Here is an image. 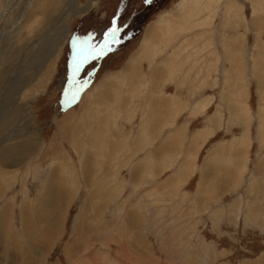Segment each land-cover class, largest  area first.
Wrapping results in <instances>:
<instances>
[{
  "label": "rangeland",
  "instance_id": "rangeland-1",
  "mask_svg": "<svg viewBox=\"0 0 264 264\" xmlns=\"http://www.w3.org/2000/svg\"><path fill=\"white\" fill-rule=\"evenodd\" d=\"M69 1L0 0V264H264V0Z\"/></svg>",
  "mask_w": 264,
  "mask_h": 264
},
{
  "label": "bare ground",
  "instance_id": "bare-ground-1",
  "mask_svg": "<svg viewBox=\"0 0 264 264\" xmlns=\"http://www.w3.org/2000/svg\"><path fill=\"white\" fill-rule=\"evenodd\" d=\"M97 0H90V3H89V5H88V7L87 8H80L78 5L76 6V7H74L73 5H72V2L71 1H69L68 3L69 4H71V7H70V9L72 10V12H71V14L74 16V15H76V16H78V15H80V14H83V13H86V12H88L92 7H93V5H94V3L96 2ZM59 3V2H58ZM57 3V4H58ZM156 28V27H155ZM154 29V28H153ZM68 31V27H66L65 28V32H67ZM148 33V32H147ZM146 41V40H145ZM166 64V63H165ZM80 71V70H79ZM72 82V81H71ZM74 82H75V80H74ZM69 83H70V81H69ZM68 83V84H69ZM69 85H71V84H69ZM77 85H71V86H69V88H72V87H76ZM16 149V147L13 149V151H14V153L16 152V151H21V152H23L22 150H21V148H19V149H17V150H15ZM9 150H10V148H9ZM4 153V152H3ZM13 153V152H12ZM14 153H13V156H14ZM5 155H7L6 153H4ZM21 154H24V153H21ZM19 154H16L15 153V156H18ZM12 156V155H11ZM12 157H10V159H11ZM9 160V159H8ZM56 174V173H55ZM54 177V176H53ZM55 179H56V177H54ZM51 180V179H50ZM52 181V180H51ZM49 183V182H48ZM49 185V184H48ZM56 185H57V183H56ZM53 188L55 189V190H59V191H61L60 190V188L59 187H57V186H55V183L52 185H50V186H47V192L49 191V192H52L53 191ZM101 190V189H100ZM57 206V205H56ZM51 207V206H50ZM50 207H48V209L50 208ZM47 209V213H46V220L45 221H47V222H50V220L51 219H53L54 218V215H53V212H51V211H49ZM51 209H54V211H56L55 210V208H51ZM50 209V210H51ZM24 210V209H23ZM22 211V210H21ZM29 211V210H28ZM25 213H27V212H25ZM25 215V214H24ZM40 215V214H39ZM3 217V216H2ZM39 218H41V219H43V217L40 215V216H38V214H36L35 216H33V222H39L38 221V219ZM131 220V219H130ZM1 223H3V222H1V219H0V224ZM30 223V226H29V228L30 227H34V226H36L37 224H35V223H31V221L29 222ZM28 223V224H29ZM26 224V223H25ZM28 224H26V225H28ZM52 226V225H51ZM51 226H49V231H50V228H51ZM55 226V225H54ZM27 228V227H26ZM130 228V227H129ZM53 229V228H52ZM27 230V229H26ZM32 230V229H31ZM36 230H38V229H36ZM33 232H34V230H33ZM50 234V233H49ZM50 236H52V235H50ZM49 236V237H50ZM36 238V237H35ZM46 238H48V237H46ZM186 256V255H185ZM127 257V256H126ZM129 257V256H128ZM104 259V258H103ZM102 260V259H101ZM107 264V263H106ZM113 264V263H112Z\"/></svg>",
  "mask_w": 264,
  "mask_h": 264
},
{
  "label": "snow or ice",
  "instance_id": "snow-or-ice-1",
  "mask_svg": "<svg viewBox=\"0 0 264 264\" xmlns=\"http://www.w3.org/2000/svg\"><path fill=\"white\" fill-rule=\"evenodd\" d=\"M145 3L151 4V3H152V0H145ZM109 35H110V38H115L116 30L113 29V31H112ZM93 51H94V49H93ZM80 66H81L80 64H78V65L76 66V70H77V71H79Z\"/></svg>",
  "mask_w": 264,
  "mask_h": 264
},
{
  "label": "water",
  "instance_id": "water-1",
  "mask_svg": "<svg viewBox=\"0 0 264 264\" xmlns=\"http://www.w3.org/2000/svg\"><path fill=\"white\" fill-rule=\"evenodd\" d=\"M81 82V81H80ZM82 84V82L80 83V85ZM66 87V86H65ZM68 88V87H67ZM72 88H74V87H72ZM76 89H78V87L76 88ZM76 91V90H75ZM77 98V97H76ZM77 100H79L78 98H77ZM76 102V101H75ZM74 103H70V104H67V105H65V104H63L64 106H62L61 107V110H63V111H65L69 106H71V105H73Z\"/></svg>",
  "mask_w": 264,
  "mask_h": 264
},
{
  "label": "crops",
  "instance_id": "crops-1",
  "mask_svg": "<svg viewBox=\"0 0 264 264\" xmlns=\"http://www.w3.org/2000/svg\"><path fill=\"white\" fill-rule=\"evenodd\" d=\"M148 40H149V38H147ZM104 81V80H103ZM197 134L198 135H200L201 134V136H202V134H203V132H201L200 130L197 132ZM195 138V140H197V138H196V136L194 137Z\"/></svg>",
  "mask_w": 264,
  "mask_h": 264
}]
</instances>
